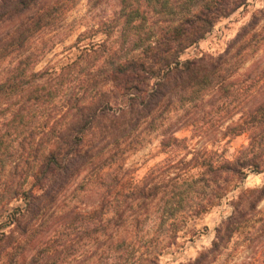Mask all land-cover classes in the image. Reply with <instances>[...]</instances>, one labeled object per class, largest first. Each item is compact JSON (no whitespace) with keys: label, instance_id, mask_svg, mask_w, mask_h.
<instances>
[{"label":"clouds","instance_id":"9594fccd","mask_svg":"<svg viewBox=\"0 0 264 264\" xmlns=\"http://www.w3.org/2000/svg\"><path fill=\"white\" fill-rule=\"evenodd\" d=\"M0 264H264V0H0Z\"/></svg>","mask_w":264,"mask_h":264}]
</instances>
